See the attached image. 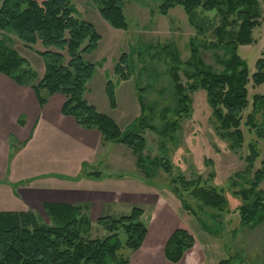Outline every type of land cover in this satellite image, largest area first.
<instances>
[{
    "label": "trees",
    "instance_id": "16d2710c",
    "mask_svg": "<svg viewBox=\"0 0 264 264\" xmlns=\"http://www.w3.org/2000/svg\"><path fill=\"white\" fill-rule=\"evenodd\" d=\"M94 1L101 15L112 26L128 27L123 10L125 0ZM178 4L183 5L189 21L199 32L211 31V39L201 44L192 39L191 54L185 61L173 52L174 62L169 67V74L177 102L174 109L161 111L162 115L165 114L163 120L167 118V111H173L174 116V120H168L161 130L143 116L135 120V129H122L113 117L87 100L85 92L96 71V64L86 60L85 54L97 48L101 35L93 23L75 14L72 0H0V30L13 32L30 48L40 42L43 48L36 51L42 56L45 66L40 76L26 57L10 46L6 38H0V75L10 76L21 85L32 86L41 104L47 100L43 90L48 95L62 93L65 96L62 105L65 115L74 117L84 128L98 129L107 141L132 148L139 170L148 177L154 175L151 171L159 167L171 173L172 164L166 156L150 157L144 153L146 138L137 127L150 128L161 136L167 133L168 126L175 130L183 114L191 111V92L199 88L205 90L220 128L232 139V146L239 148L245 141L242 120L243 112L249 105L250 77L247 62L238 53V48L254 41L253 31L263 21L261 0H163L159 11L168 14ZM199 9L216 11L220 17L218 23L208 17L201 18L197 23L195 19ZM200 45L224 51V57L219 58L222 70H216L204 61ZM181 69H184L186 80L181 76ZM115 73L121 79L131 77L128 53L120 56ZM252 79L254 84L264 83V55L257 59ZM106 92L110 106L116 108L115 86L111 79L107 81ZM139 101L142 113L150 109L153 114V104H146L142 93ZM253 104L257 105L256 110L262 109L264 95L255 94ZM246 124L258 136L264 135V127H261L264 122L259 123L253 112L248 114ZM249 148L245 168L235 173V177L243 178L248 186L235 191L242 199V226L264 221V190L259 186L264 179V165L253 171L258 152L254 143H250ZM87 174L101 176L100 171ZM249 174L252 176L245 179ZM235 177L232 186L237 187ZM172 182L175 184L172 191L184 209L197 218L204 231L215 233L182 192L187 191L200 200L201 206L219 211L227 208L225 195L216 187L204 184L201 178L187 179L179 175L172 178ZM45 208L49 222L33 212H0V264H130L129 258L121 253L122 248L137 250L148 233L142 220L144 209L139 206L133 207L129 214L98 217V224L109 234L95 238L86 235L88 218L81 206L50 202ZM82 225L84 228H81ZM122 232L125 234L124 242ZM194 243L195 236L188 229L177 228L166 242L165 257L170 262H178ZM217 264L236 263L233 258H225Z\"/></svg>",
    "mask_w": 264,
    "mask_h": 264
},
{
    "label": "rangeland",
    "instance_id": "374dc122",
    "mask_svg": "<svg viewBox=\"0 0 264 264\" xmlns=\"http://www.w3.org/2000/svg\"><path fill=\"white\" fill-rule=\"evenodd\" d=\"M162 2L163 0H125L123 10L128 27L122 29L112 26L101 15L94 0H72L75 14L93 23L101 35L97 48L85 54L86 60L96 64V71L88 81L85 96L101 112L113 117L122 129H135V120L140 116L148 122L152 121L151 123L158 126L160 130L164 128L168 120H174L173 111L169 112L176 107L177 102L169 74V67L174 62L173 52H177L180 59L185 61L191 54L192 39L200 44L204 41L208 43L211 39V31L199 32L198 28L189 21L183 5L178 4L172 7L168 14H162L159 11ZM261 3L263 21L253 31L254 41L251 44L240 45L238 48V53L247 62L250 77L249 105L243 112L242 120L245 137L242 146L239 148L232 146V139L222 131L213 116L205 90L199 88L191 92V111L187 115L183 114L175 130L168 126L167 133L161 136L150 128L137 127L146 138L144 153L150 157L169 158L172 164L171 173L159 167L151 171L154 175L149 178L145 172L137 168V156L132 148L122 143L113 153L116 154L118 149H124L123 159L120 157L118 160L114 157L108 165V168L111 167L115 172L133 174L156 184L158 189L155 195L157 200L160 199V205L137 204L146 208L142 220L151 230L152 235L167 236V239L177 228L188 229L195 236V243L184 256L187 252L189 254L193 251V259L200 263L204 260L203 264H216L225 258H233L236 264H264V221L242 226L240 214L242 199L235 193L243 186L248 187L243 178L235 177V173L245 168V159L250 153V143L255 144L258 152L253 171L264 165V135L258 136L256 131L246 124L247 116L251 112L256 115L259 123L264 122V107L256 110L257 105L253 104L255 94L264 95V83L254 84L252 79L256 61L264 55V0H261ZM203 17H208L210 21L215 22L220 18L216 11L199 9L196 22L198 23ZM0 38H6L8 44L22 56L27 57L32 67L39 75L41 74L44 61L36 51L37 48H43L40 42L30 48L13 32L3 30H0ZM124 52L129 55L131 77L128 79H121L115 73V65ZM200 54L204 61L216 70L223 69L219 62V58L224 57L222 49L204 48L200 45ZM180 73L183 80H186L184 69H181ZM110 79L115 86L117 108L110 106L106 92V84ZM141 93L146 104H153L155 109L153 114L150 109L142 113L139 101ZM163 109L169 110L166 112L168 115L165 120H163L165 114L162 115L161 112ZM179 175H184L187 179L201 178L204 184L216 187L225 195L227 208L219 211L201 206L200 200L187 191L182 192L193 209L211 225L215 233L204 231L197 218L184 209L180 199L172 191L175 185L172 178ZM251 176L252 174H249L244 178L248 179ZM234 177L238 182L237 187L232 186ZM259 186L264 190V179ZM108 208L95 206L88 211L86 235L95 238L109 234L98 224L99 216L108 214L120 216L131 212L130 205H123L117 211ZM43 220L49 222L48 218ZM81 228H84V225ZM121 238L124 242L123 232ZM135 251L123 247L121 253L129 258L130 263ZM157 259V254L154 253L148 264H161ZM187 259L188 256L183 261L181 259V262H170L162 256L163 264H186Z\"/></svg>",
    "mask_w": 264,
    "mask_h": 264
},
{
    "label": "crops",
    "instance_id": "0c3cea01",
    "mask_svg": "<svg viewBox=\"0 0 264 264\" xmlns=\"http://www.w3.org/2000/svg\"><path fill=\"white\" fill-rule=\"evenodd\" d=\"M42 94L47 97L44 104L32 86L0 75V212H33L50 221L45 208L50 202L81 206L86 213L95 206L117 211L123 205L131 210L142 203L160 205L156 184L108 168L114 157L125 155L124 149L113 153L120 143L105 140L98 129L84 128L65 115L62 93ZM93 171L101 176L87 174ZM141 208L143 217L146 208ZM167 240L148 229L130 264H148L154 253L163 264ZM192 255L187 252L181 261L188 256L186 264L204 263Z\"/></svg>",
    "mask_w": 264,
    "mask_h": 264
}]
</instances>
